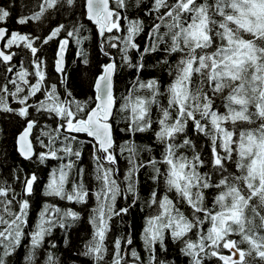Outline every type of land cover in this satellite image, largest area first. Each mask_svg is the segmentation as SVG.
I'll return each instance as SVG.
<instances>
[{
  "label": "snow or ice",
  "instance_id": "snow-or-ice-1",
  "mask_svg": "<svg viewBox=\"0 0 264 264\" xmlns=\"http://www.w3.org/2000/svg\"><path fill=\"white\" fill-rule=\"evenodd\" d=\"M85 20L106 59L79 99L65 62L90 39ZM7 115L35 168L0 178V264L25 244V264H60L49 238L67 244L82 224V264H176L170 249L180 264H264V0H36L18 18L0 6Z\"/></svg>",
  "mask_w": 264,
  "mask_h": 264
},
{
  "label": "trees",
  "instance_id": "trees-1",
  "mask_svg": "<svg viewBox=\"0 0 264 264\" xmlns=\"http://www.w3.org/2000/svg\"><path fill=\"white\" fill-rule=\"evenodd\" d=\"M7 6L11 11L12 16L19 17L24 15H30L31 12L35 9L36 0H0V6ZM48 21H45L44 25L40 27L41 33L46 31ZM52 24L55 23V20L51 21ZM85 25L93 30L91 32H84V36L90 37L87 41H85L82 45L77 46L74 41L70 42L68 54H67V68L65 75L67 77L68 83L71 89L74 91V94L77 95L79 99L84 98V94L91 95L89 91L88 85L92 80L95 74H97L99 70V65L105 61V57L99 51L98 48V38L95 35V29L91 26L86 20L84 21ZM7 26L12 30H23L27 31L29 26H21L13 22V20L7 21ZM56 43L51 42L49 45L44 46L46 52V62L48 64L47 71L49 72L51 79L55 82L58 78V74L55 73L54 68L52 67V62L54 58V52L56 50ZM83 48L87 52V58L89 63L85 65L82 62V58L77 56V51ZM115 49L112 50L115 53ZM22 58V57H21ZM155 63L154 60L150 61V65ZM124 71V80L127 81L130 77L127 75L128 70ZM149 72H154L160 76H163L165 79L167 78L165 73L161 72L160 67L157 66L152 68L151 66L148 68ZM119 87L121 90L124 88V84L120 83ZM16 124L15 117L11 115L0 117V163L5 161L3 169H0V178L9 179L8 169L11 166H19L26 172H31L34 170L35 166L30 164L28 161H24L22 158L18 156V154L14 150L13 144V133L15 132ZM86 165L90 166V157L85 156ZM121 166H123V161H121ZM41 178L43 179L45 173L41 171ZM147 184H145V189ZM143 194V193H142ZM40 196H37L32 201V210L30 213L31 221L34 223L36 220V216L42 206L43 200ZM128 221H136V228L140 227V213L137 210V214L135 216H130L126 218ZM123 226H120L117 229V233ZM87 225L82 224L78 225L76 228L70 230V234L68 236V242L65 244L64 241V233L63 231L57 229L53 232V236L49 239L54 242L57 247L52 251H55L56 255L60 259V264H82L85 260L84 257H77L76 253L81 248L83 240L87 237ZM136 246L139 249V241L136 242ZM27 244L24 247L17 249L16 253L13 254L11 258V264H25L24 257L27 253ZM143 254V253H142ZM169 259L176 262V264H180V261L183 259L178 258L176 256L175 250H169Z\"/></svg>",
  "mask_w": 264,
  "mask_h": 264
},
{
  "label": "water",
  "instance_id": "water-1",
  "mask_svg": "<svg viewBox=\"0 0 264 264\" xmlns=\"http://www.w3.org/2000/svg\"><path fill=\"white\" fill-rule=\"evenodd\" d=\"M69 50V49H68ZM67 54H68V51L66 53V59H67ZM66 68H67V63L65 62V72H66ZM59 75V74H58Z\"/></svg>",
  "mask_w": 264,
  "mask_h": 264
}]
</instances>
